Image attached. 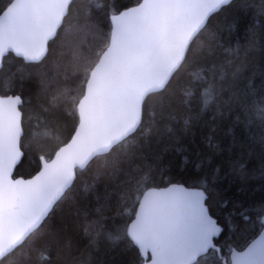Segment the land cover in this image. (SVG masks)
I'll list each match as a JSON object with an SVG mask.
<instances>
[{
  "label": "snow or ice",
  "instance_id": "6c2138e0",
  "mask_svg": "<svg viewBox=\"0 0 264 264\" xmlns=\"http://www.w3.org/2000/svg\"><path fill=\"white\" fill-rule=\"evenodd\" d=\"M42 262L264 264V0H0V264Z\"/></svg>",
  "mask_w": 264,
  "mask_h": 264
},
{
  "label": "trees",
  "instance_id": "16d2710c",
  "mask_svg": "<svg viewBox=\"0 0 264 264\" xmlns=\"http://www.w3.org/2000/svg\"><path fill=\"white\" fill-rule=\"evenodd\" d=\"M97 4H104L105 0H95ZM232 19L231 14H225L220 18L218 23L220 26L225 30V40L228 44V46L235 47L237 42L243 44L246 43L245 37V31L243 28H239L238 30H228V25L230 24ZM247 23L248 25H252L255 23L257 30L259 31L261 27V18L256 14H250L247 17ZM257 70H259V56H257ZM32 167L34 166H25V171H31ZM195 173L196 170L194 168V165L189 161V163L185 164L184 160L182 158L177 159L175 161V165L172 169L171 176L172 178L176 180H188L191 181L195 179ZM225 193V200H234L237 196L241 195V189L243 188L245 192L250 195L251 197L256 198L257 200L261 196L260 191V180L259 177H257L255 180L249 182L247 185L240 184L239 181L234 180L232 178H228L223 182L222 185ZM220 208L221 215H225L227 212V208L223 207L222 205H218ZM109 260H116L118 261L120 259L119 255L116 252L110 253L107 257H102ZM43 264V262H42Z\"/></svg>",
  "mask_w": 264,
  "mask_h": 264
}]
</instances>
